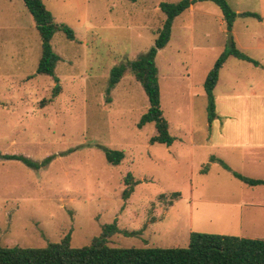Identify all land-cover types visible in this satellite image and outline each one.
<instances>
[{
	"label": "rangeland",
	"instance_id": "obj_1",
	"mask_svg": "<svg viewBox=\"0 0 264 264\" xmlns=\"http://www.w3.org/2000/svg\"><path fill=\"white\" fill-rule=\"evenodd\" d=\"M160 1L179 0H43L74 33L51 38L60 56L56 82L36 73L41 38L23 0H0V152L39 163L0 157V246L41 247L69 233L80 247L114 221L110 246L185 247L191 231L264 238L263 184L231 172L264 178L254 155L242 162V151H264V20L236 18L230 34L256 63L226 57L209 122L204 81L229 35L210 16L175 19L155 56L160 106L175 139L150 143L154 124L137 126L149 105L140 82L129 69L111 87L109 77L153 44L165 18ZM186 21L194 23L183 29ZM104 148L124 157L112 164ZM257 157L264 161V153ZM128 172L136 183L124 199ZM237 206L255 213V226L237 229L246 223L228 216Z\"/></svg>",
	"mask_w": 264,
	"mask_h": 264
},
{
	"label": "trees",
	"instance_id": "obj_2",
	"mask_svg": "<svg viewBox=\"0 0 264 264\" xmlns=\"http://www.w3.org/2000/svg\"><path fill=\"white\" fill-rule=\"evenodd\" d=\"M135 1V0H131ZM209 1L217 6L222 14L225 27L229 35V44L214 62L204 81V90L209 102V122L214 112L213 88L218 79V71L228 55L255 62L249 55L236 47L230 34L233 22L238 15L252 16L261 20V16L252 11L237 13L227 0H179L177 2L160 1L159 9L165 14L162 25L149 49L133 60L115 65L110 70L109 87L113 86L127 70H131L148 98V108L141 114L137 126L152 122L156 134L149 138L150 143L171 145L175 139L169 133L168 122L160 106V89L158 70L155 56L170 39L171 26L174 17L196 2ZM31 13L34 25L41 38V54L37 62L36 73L52 76L56 82L55 67L60 56L51 46V38L56 30H62L69 39L74 38L73 30L64 23L54 20L52 13L46 8L43 0H23ZM59 85L55 86V90ZM105 157L112 164H119L124 153L118 149L104 148ZM1 158L20 159L29 166L38 167L30 158L22 154H3ZM219 161L226 169L230 167L222 159L211 156ZM41 164V163H40ZM232 174L246 184H264V178H252L231 170ZM126 187L122 197L128 198L136 181L130 172L124 178ZM179 196V192L173 193ZM162 196V195H160ZM114 222L105 224L101 233L94 237L90 244L74 247L69 243L70 234L67 233L59 242H50L41 247L0 246V264H264V238L244 237L230 234H209L197 231L189 233L188 244L185 247H119L107 244V238L118 232Z\"/></svg>",
	"mask_w": 264,
	"mask_h": 264
},
{
	"label": "crops",
	"instance_id": "obj_3",
	"mask_svg": "<svg viewBox=\"0 0 264 264\" xmlns=\"http://www.w3.org/2000/svg\"><path fill=\"white\" fill-rule=\"evenodd\" d=\"M228 3L232 6V8L239 14V13H242L244 11H252V12H257L260 16H261V20H259L260 22H263L264 20V0H227ZM135 2V1H134ZM203 2H207V1H203ZM203 2H196L194 4H192L190 7H188L187 9H185L183 12H181L179 15H177L176 17H174L173 21H172V26H171V33H170V37L172 36V29H173V24L175 22V19L178 17V16H181L182 14H184L185 12H188V14L190 16H193V18H197V17H207V16H210V17H213L214 19H216L218 21V23L220 25H223L225 24L224 22V19L222 17V14L218 9H215L214 7L212 6H204L203 5ZM159 3V2H158ZM159 8V7H158ZM200 15V16H198ZM240 17H248V16H241V15H238ZM237 16V17H238ZM236 17V18H237ZM236 18L233 22V26H232V29H231V32L230 33H233V28H234V23L236 21ZM256 19V18H255ZM190 20V18L188 19V21ZM186 21V23H184V26H183V29H187V28H190L191 25L194 23V22H188ZM226 30V29H225ZM227 31V30H226ZM170 40V39H169ZM169 42V41H168ZM162 49V48H161ZM160 50V49H159ZM158 50V51H159ZM157 51V52H158ZM158 70V69H157ZM260 153H264V151H242V162L243 163H247L249 160V155H254L256 158H257V162H261V163H264V161H262V159H260L259 157H257L258 155H260ZM219 158V157H217ZM221 159V158H219ZM217 161V160H215ZM215 161H208L209 162V165L212 166ZM224 161V160H223ZM225 162V161H224ZM260 188L262 190H264V184L263 186H260ZM261 190V191H262ZM258 201H260V206L264 207V197L263 198H260ZM256 204L257 206V203H254ZM245 206H249L251 205V203H245L244 204ZM254 206V205H253ZM242 207V206H241ZM254 209V208H253ZM252 209V210H253ZM229 215L234 221H236L235 223H237L238 221H246V223L244 225H239L240 227L237 228L239 231H244V230H249V227L252 225V226H255V223H253V221H256L255 220V213L247 216L248 214L247 213H243L246 211V207L245 209H241L239 208L238 206L236 208H230L229 209ZM254 216V217H253ZM238 226V225H237ZM257 227V226H256ZM256 231V230H255ZM241 233V232H240Z\"/></svg>",
	"mask_w": 264,
	"mask_h": 264
}]
</instances>
